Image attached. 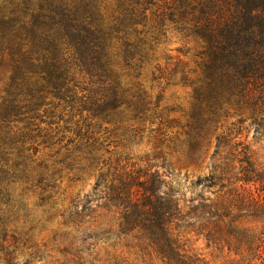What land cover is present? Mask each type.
<instances>
[{
    "label": "trees",
    "instance_id": "1",
    "mask_svg": "<svg viewBox=\"0 0 264 264\" xmlns=\"http://www.w3.org/2000/svg\"><path fill=\"white\" fill-rule=\"evenodd\" d=\"M110 1L116 5L112 11L103 7ZM170 27L203 43L188 124L190 148L200 147L225 106L251 110L262 125L264 0H0V64L6 61L11 72L0 103V264L44 258L28 246L30 238L9 227L28 217L25 190L40 188L41 205L55 204L61 171L50 174L45 160L35 156L53 148L68 166L81 157L98 167L104 141L95 127L118 111L139 117L148 109L146 91L124 87L116 65L142 69L154 50L147 35L158 44ZM227 146L228 154L211 173L192 183L201 191L216 189L215 197L199 194L187 211L180 190L159 169L105 159L94 193L102 192L100 200L77 197L61 214L73 227L55 239L63 246L62 264H95L92 248L114 235L135 241L162 264H202L175 234L182 222L199 223L208 242L239 256L225 264H264V166L239 137L219 135L215 155ZM101 200L96 207L114 210L116 223L85 226L98 211L94 202ZM115 260L110 264H118Z\"/></svg>",
    "mask_w": 264,
    "mask_h": 264
},
{
    "label": "rangeland",
    "instance_id": "2",
    "mask_svg": "<svg viewBox=\"0 0 264 264\" xmlns=\"http://www.w3.org/2000/svg\"><path fill=\"white\" fill-rule=\"evenodd\" d=\"M103 7L112 11L116 5L110 1ZM151 24L152 21H149V26ZM147 41L153 45L154 50H150L142 69L138 70L135 63L132 67L123 69L121 63L116 65V70L122 74L124 87H139L146 91L148 109L139 117H134L130 110L118 111L112 121H103L95 127L96 137H101L104 141L100 153L102 162L99 166L90 167L89 162L80 160L81 157L70 159L68 162L74 166H68L59 161L62 156L55 155L56 150L53 148H42L35 156L38 160H45L50 167V174L61 171L56 176L58 187L54 193L53 207L48 204L41 205L40 188L34 191L25 190L23 201L28 217L10 222L11 229L21 232L24 238H30L28 246H34L32 250L39 249L43 253V260L35 264L64 262V256L60 252L63 246L55 239L72 231L73 227L64 224L61 214L77 197L82 199L89 195L100 200L102 192H98L99 195L96 196L94 193L105 159L111 158L113 165L120 158L122 165L128 163L130 166L135 164L136 168L151 167L154 171L159 169L164 179L171 181L180 190L179 197L185 211L189 210L190 199L198 197L199 194L215 197L213 191L216 189L201 191L194 189L192 183L199 177L209 175L213 165L228 154L230 146L215 155L219 135L239 137L250 146L255 161L264 166V122L259 125L255 121L259 115L235 105L224 107L200 147L196 150L190 148L188 124L194 103V85L202 75L200 53L203 43L193 36L185 37L174 27H170L167 37L158 44L153 42L151 33L147 35ZM150 47L147 46L148 49ZM10 74L6 61L0 64V103L6 96ZM60 125L63 127L65 123L61 122ZM66 133L70 134L67 131ZM234 142L235 139L232 144ZM105 170L107 167L103 168ZM22 189L23 185H20L18 191ZM94 203L93 208L98 211L92 214V218H86L90 222L85 226L97 227L103 223H116L117 214L114 210L107 212L98 209L96 205L102 204V200ZM32 226L35 228L31 229ZM175 234L181 238L186 252L198 257L202 264H225L239 258L226 247L208 242L199 223L189 225L182 222L179 227H175ZM134 244L133 240L128 242L114 235L111 240L100 241L95 245L90 258L95 264H110L114 259L118 264H162L156 254H146ZM25 247V252L30 251Z\"/></svg>",
    "mask_w": 264,
    "mask_h": 264
}]
</instances>
